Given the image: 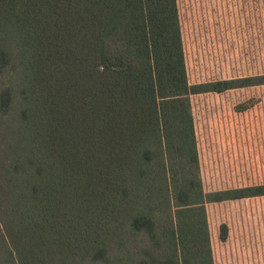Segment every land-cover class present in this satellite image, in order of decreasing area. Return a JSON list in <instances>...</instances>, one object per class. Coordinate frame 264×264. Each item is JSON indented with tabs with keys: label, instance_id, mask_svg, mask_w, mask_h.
I'll return each mask as SVG.
<instances>
[{
	"label": "trees",
	"instance_id": "trees-1",
	"mask_svg": "<svg viewBox=\"0 0 264 264\" xmlns=\"http://www.w3.org/2000/svg\"><path fill=\"white\" fill-rule=\"evenodd\" d=\"M0 76V123L17 136L0 199L25 244L106 261L126 221L213 264L205 204L264 196V183L202 188L191 97L264 73L190 83L177 0H0ZM161 206L171 226L157 231Z\"/></svg>",
	"mask_w": 264,
	"mask_h": 264
},
{
	"label": "rangeland",
	"instance_id": "rangeland-1",
	"mask_svg": "<svg viewBox=\"0 0 264 264\" xmlns=\"http://www.w3.org/2000/svg\"><path fill=\"white\" fill-rule=\"evenodd\" d=\"M177 4L190 83L264 73V0H177ZM6 82L0 76V89ZM191 105L203 190L264 183V84L195 94ZM15 141L16 134L0 123V188L5 191L8 169L15 165ZM4 196L1 193L0 264H142L143 260L161 264L166 258L176 264H197L190 252L183 253L171 239L161 237L160 243H153L145 232L132 233L126 221L120 236L109 238L106 261L82 260L75 245L68 248L50 241L43 246L37 236L25 244L17 223L12 232L8 227ZM205 213L212 257L219 251L212 246V232H218L221 220H227L241 228L236 236L242 244L233 252L240 263L264 264V196L207 202ZM154 216L157 231L170 228V215L162 206ZM255 241L258 250L253 247Z\"/></svg>",
	"mask_w": 264,
	"mask_h": 264
},
{
	"label": "crops",
	"instance_id": "crops-1",
	"mask_svg": "<svg viewBox=\"0 0 264 264\" xmlns=\"http://www.w3.org/2000/svg\"><path fill=\"white\" fill-rule=\"evenodd\" d=\"M216 205V204H215ZM212 209V205H211ZM223 223H225L228 227L227 229V236L224 240H220L218 238V232L214 230L212 232V246L218 247L219 251L218 253H214V263L215 264H241L240 260H238V255L236 253L237 249L241 247L242 241L238 239L236 236L237 231H240L241 228H235L229 223H227V220H221ZM221 222V223H222ZM255 250L259 249V242L255 241ZM221 250V251H220ZM218 260V261H217Z\"/></svg>",
	"mask_w": 264,
	"mask_h": 264
}]
</instances>
